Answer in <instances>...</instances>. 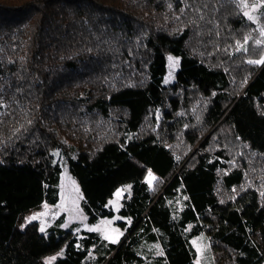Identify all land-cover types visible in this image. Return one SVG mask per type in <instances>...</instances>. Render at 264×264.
Segmentation results:
<instances>
[{"label":"trees","instance_id":"1","mask_svg":"<svg viewBox=\"0 0 264 264\" xmlns=\"http://www.w3.org/2000/svg\"><path fill=\"white\" fill-rule=\"evenodd\" d=\"M247 8L0 0V264H196L201 234L213 264L264 263V63L248 62L264 16ZM65 168L90 224L130 185L121 243L30 221Z\"/></svg>","mask_w":264,"mask_h":264},{"label":"rangeland","instance_id":"2","mask_svg":"<svg viewBox=\"0 0 264 264\" xmlns=\"http://www.w3.org/2000/svg\"><path fill=\"white\" fill-rule=\"evenodd\" d=\"M254 5L256 7L253 10ZM263 10L264 5L259 1L255 2L246 9V11L249 12L253 17H256V20H251L255 24H257L258 16ZM174 61L178 60L173 58V60L170 61L168 58V73L165 77V83L171 82L174 79V74L178 66V63H174ZM149 180L150 176L148 175L147 181L149 182ZM153 182L154 179L150 184ZM58 189L59 202L55 206L45 204L41 211L32 215L30 218V221H37L39 223L40 229L43 227L44 231H41L42 233H47L48 231H56L61 233L76 227H81L82 229L91 232H97L103 238L108 237L107 240L111 242L115 241L114 243L119 244L124 240L125 232L121 231V229L114 224L122 220L119 215V209L121 208L124 195L130 194L131 192L130 185L119 187L115 191L113 197L110 199L109 207H111L114 211V217L100 219L93 224H90L87 221V218L82 211V195L79 191L76 181L69 174L66 168L62 171L60 176ZM117 193H119V195H117ZM33 217H36V219H33ZM192 244L196 250V264H213L211 257L208 254L209 241L205 234L195 237L192 240Z\"/></svg>","mask_w":264,"mask_h":264},{"label":"snow or ice","instance_id":"3","mask_svg":"<svg viewBox=\"0 0 264 264\" xmlns=\"http://www.w3.org/2000/svg\"><path fill=\"white\" fill-rule=\"evenodd\" d=\"M240 5L243 7V8H247L248 7V5H247V3H245V0H240ZM255 5L253 6V10L255 9ZM244 15L245 16H247L250 20H256V17H253L249 12H247V11H245L244 12ZM261 15L262 16H264V13H261ZM260 35L261 36H264V27H261L260 28ZM247 42V38H246V40H245V43ZM255 43L256 44H261L262 43V41L261 40H256L255 41ZM241 48H243V50L244 51H247V49L243 46V45H238V50H240ZM169 60L170 61H172L173 60V58L172 57H169ZM249 63H253V64H261V63H264V60H255V61H248ZM174 63H178V61H174ZM149 176H150V180H149V183H151V181L153 180V179H155V177H153L152 175H151V173H149ZM117 195H119V193H117ZM33 219H36V217H33ZM42 232L44 231V229H43V227H41V229H40ZM91 230H95V229H91ZM106 239L108 238V237H105ZM113 242H115V241H113ZM54 259V258H53Z\"/></svg>","mask_w":264,"mask_h":264}]
</instances>
